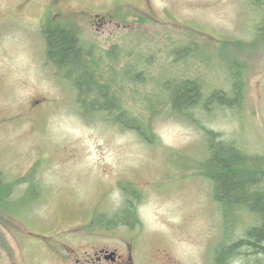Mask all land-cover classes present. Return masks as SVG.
Instances as JSON below:
<instances>
[{
    "label": "rangeland",
    "instance_id": "374dc122",
    "mask_svg": "<svg viewBox=\"0 0 264 264\" xmlns=\"http://www.w3.org/2000/svg\"><path fill=\"white\" fill-rule=\"evenodd\" d=\"M46 17L74 27L101 52L114 45L124 56L115 70L140 65L150 71L147 81L189 76L225 95L239 79L241 105L212 106L187 122L166 103L147 120L152 143L88 120L69 82L45 60ZM257 18L245 0H0V171L15 183L14 201L20 198L11 213L0 208V264H88L102 248L117 258L105 264H211L220 242L242 239L253 216L224 225L200 165L206 129L248 155L264 153ZM185 47L195 49L187 71L174 62ZM112 65L105 57L106 77ZM170 81L172 90L178 82ZM128 82H119V95L144 119L138 94L154 83L131 91ZM126 198L136 223L114 226L126 219L114 215L126 209ZM13 199L1 207L13 209ZM258 263L249 257L231 264Z\"/></svg>",
    "mask_w": 264,
    "mask_h": 264
},
{
    "label": "trees",
    "instance_id": "16d2710c",
    "mask_svg": "<svg viewBox=\"0 0 264 264\" xmlns=\"http://www.w3.org/2000/svg\"><path fill=\"white\" fill-rule=\"evenodd\" d=\"M245 1L249 9L255 11L258 16L255 22V38L264 40V0ZM45 19L40 32L45 43V60L55 68L57 77L69 82L75 95L77 111L88 120L103 119L120 130L135 133L145 143H152L147 135L150 128L147 120L157 114L166 103L173 117L187 122H190L194 113L209 111L212 106L232 109L241 105L239 79L235 78L234 87L225 95L218 89L207 91L201 79L189 76L173 79L165 78L161 73L163 80L151 78L147 81L150 71H143L140 65L138 71L135 70V64H126L124 69H129L128 72L123 71L124 69L115 70L124 56L114 49V45L108 51L101 52L94 45L84 42L74 27L53 23L49 17ZM175 51L181 53L174 62L187 71L195 58L192 56L195 49L185 47ZM105 57L113 64L107 77L103 67ZM160 68L161 71H175L172 66ZM234 73L231 72L233 78ZM126 80L132 83L128 82L131 91L136 89L138 83H141L140 87L145 82L154 83L153 89L141 90L138 94L139 102L144 103L147 113L144 119L136 116L134 108L126 105L125 99L119 95V82L124 83ZM170 80L178 82L172 90ZM133 100L136 101L134 97ZM204 131L206 152L200 171L211 185V197L219 208L223 224L228 226L245 213L254 219V224L243 231L242 239L232 243L220 242L213 251L211 264H231L235 258L249 257L258 258V264H264V153L248 155L232 140H221L212 130ZM14 188L15 183L9 182L0 171V208L4 209L3 211L9 210L11 213L17 208L16 202L20 198L14 201ZM130 194L133 196L135 193L130 191ZM11 199L14 201L13 209L1 207V202L9 205ZM126 205V209L121 213L114 214L125 215L123 217L126 219L114 223V226L122 224L132 227L136 223V216L131 208L132 202L128 198ZM127 217L132 223L127 222Z\"/></svg>",
    "mask_w": 264,
    "mask_h": 264
},
{
    "label": "flooded vegetation",
    "instance_id": "af4514ba",
    "mask_svg": "<svg viewBox=\"0 0 264 264\" xmlns=\"http://www.w3.org/2000/svg\"><path fill=\"white\" fill-rule=\"evenodd\" d=\"M113 254H115V252H111L102 248L94 255V257H92L90 260H87L86 262L88 264L115 263L117 258L116 255Z\"/></svg>",
    "mask_w": 264,
    "mask_h": 264
},
{
    "label": "water",
    "instance_id": "95a60500",
    "mask_svg": "<svg viewBox=\"0 0 264 264\" xmlns=\"http://www.w3.org/2000/svg\"><path fill=\"white\" fill-rule=\"evenodd\" d=\"M113 255H115V254H113Z\"/></svg>",
    "mask_w": 264,
    "mask_h": 264
}]
</instances>
